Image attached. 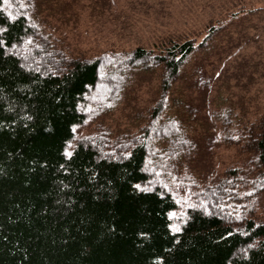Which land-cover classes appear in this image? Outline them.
<instances>
[{"label": "rangeland", "instance_id": "obj_1", "mask_svg": "<svg viewBox=\"0 0 264 264\" xmlns=\"http://www.w3.org/2000/svg\"><path fill=\"white\" fill-rule=\"evenodd\" d=\"M2 7L34 27L13 47L25 64L60 70L72 58L99 59L66 154L85 140L121 156L145 141L148 179L139 186L174 196V231L189 207L236 229L264 220L252 141L264 116V0H3ZM183 40L194 48L169 77L155 55Z\"/></svg>", "mask_w": 264, "mask_h": 264}, {"label": "trees", "instance_id": "obj_2", "mask_svg": "<svg viewBox=\"0 0 264 264\" xmlns=\"http://www.w3.org/2000/svg\"><path fill=\"white\" fill-rule=\"evenodd\" d=\"M2 3L0 264H264V220L236 229L189 207L181 228L171 229L174 196L139 186L148 179L145 141L121 156L85 140L66 154L99 59L72 58L60 70L25 64L13 47L34 27ZM193 48L175 41L155 56L172 77ZM252 141L264 184V116Z\"/></svg>", "mask_w": 264, "mask_h": 264}, {"label": "snow or ice", "instance_id": "obj_3", "mask_svg": "<svg viewBox=\"0 0 264 264\" xmlns=\"http://www.w3.org/2000/svg\"><path fill=\"white\" fill-rule=\"evenodd\" d=\"M70 155V154H69ZM177 231H178V229H177Z\"/></svg>", "mask_w": 264, "mask_h": 264}]
</instances>
